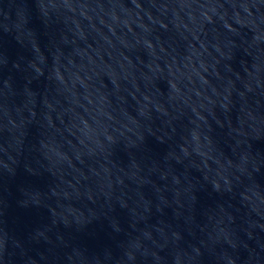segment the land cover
Wrapping results in <instances>:
<instances>
[{"label": "water", "instance_id": "water-1", "mask_svg": "<svg viewBox=\"0 0 264 264\" xmlns=\"http://www.w3.org/2000/svg\"><path fill=\"white\" fill-rule=\"evenodd\" d=\"M0 264H264V0H0Z\"/></svg>", "mask_w": 264, "mask_h": 264}]
</instances>
